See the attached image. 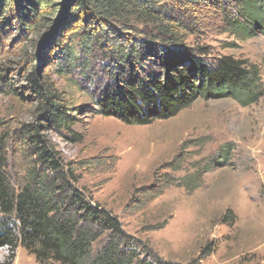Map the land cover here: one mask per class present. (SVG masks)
Here are the masks:
<instances>
[{"label": "trees", "instance_id": "obj_1", "mask_svg": "<svg viewBox=\"0 0 264 264\" xmlns=\"http://www.w3.org/2000/svg\"><path fill=\"white\" fill-rule=\"evenodd\" d=\"M209 1L226 33L264 36V0H0V27H15L24 45L12 73L0 59V95L32 109L31 121L18 127L0 117V249L14 255L20 243L40 264H172L86 195L47 135L82 143L72 86L98 115L128 126L174 118L198 100L258 103L257 65L229 56L209 63L208 48L186 46L204 27L196 16ZM13 145L26 165L15 181L6 171Z\"/></svg>", "mask_w": 264, "mask_h": 264}, {"label": "rangeland", "instance_id": "obj_2", "mask_svg": "<svg viewBox=\"0 0 264 264\" xmlns=\"http://www.w3.org/2000/svg\"><path fill=\"white\" fill-rule=\"evenodd\" d=\"M206 4L196 16L204 27L186 46L208 48L209 63L229 56L257 65L264 83V36L244 40L226 33L220 10ZM18 34L15 27H0V59L9 74L24 46ZM70 91L79 107L74 132L82 143H70L65 133L48 139L77 170L78 186L116 215L127 233L172 264L201 257L198 264H264V96L249 107L233 99L198 100L174 118L128 126L98 115L76 87ZM31 116L29 106L0 95L1 118L18 127ZM17 151L9 147L12 181L26 166ZM12 256V264H40L20 243L14 255L0 249L1 264Z\"/></svg>", "mask_w": 264, "mask_h": 264}, {"label": "water", "instance_id": "obj_3", "mask_svg": "<svg viewBox=\"0 0 264 264\" xmlns=\"http://www.w3.org/2000/svg\"><path fill=\"white\" fill-rule=\"evenodd\" d=\"M61 20H62V19L59 18V19L55 22V24L51 27V29H50L46 34H44L42 41H45V40L49 39V38L52 36L53 31H54V30L56 29V27L61 23Z\"/></svg>", "mask_w": 264, "mask_h": 264}]
</instances>
